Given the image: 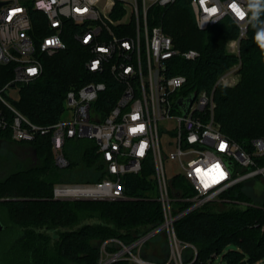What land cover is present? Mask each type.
<instances>
[{"label": "built area", "instance_id": "built-area-1", "mask_svg": "<svg viewBox=\"0 0 264 264\" xmlns=\"http://www.w3.org/2000/svg\"><path fill=\"white\" fill-rule=\"evenodd\" d=\"M176 1L0 0V65L13 68L12 81L0 89V131H9L18 144L49 136L55 163L61 169L69 167L63 151L66 142L92 140L103 165L104 180L58 183L53 200L127 201L124 178L140 174L147 165L152 167L163 222L128 244L118 238L102 242L97 264H194L198 250L178 238L176 223L220 201L237 185L258 179L264 186V138L253 139L248 151L223 134L215 117V89L197 93L187 112L178 104L194 94L177 99L187 78L171 74L172 61L179 56L193 61L200 54L177 50L164 27L152 25L150 20L153 7H170ZM229 3L189 0L200 31L225 18L235 23L238 36L227 43V53L240 56L250 25L233 17ZM214 5L218 14L207 15L205 8ZM69 39L88 52L85 65L91 80L68 91L65 107L71 111L70 119L38 126L14 107L10 92L37 80L44 70L41 55L51 57L65 51ZM236 66L222 75L217 86L230 82ZM109 88L116 102L106 113L100 101ZM133 113H139L140 119L133 120ZM168 137L175 151L167 156L162 139ZM168 160L179 164L173 174L166 166ZM239 204L264 210V205ZM158 236L166 237L168 257L159 263L143 259L144 245ZM188 253L192 261L186 260ZM218 257L215 254L209 262Z\"/></svg>", "mask_w": 264, "mask_h": 264}, {"label": "trees", "instance_id": "trees-1", "mask_svg": "<svg viewBox=\"0 0 264 264\" xmlns=\"http://www.w3.org/2000/svg\"><path fill=\"white\" fill-rule=\"evenodd\" d=\"M150 20L152 25L164 27L177 50L199 52L193 61L175 58L171 74L187 78L182 88L187 93L215 89V117L220 130L250 151L253 139L264 138V50L255 43L251 26L248 37L241 42L240 56H234L227 53V43L238 36L235 23L225 18L202 32L189 0H177L170 7H153ZM88 59V52L75 39H69L65 51L51 57L41 55L43 73L21 87L19 100H12V104L33 124L53 126L67 112L68 91L80 89L91 80L85 65ZM239 61L241 80L237 86H217L222 75ZM12 79V65H0V89ZM110 88L100 101L106 113L116 102ZM83 140H70L64 145L69 162L66 169L56 165L49 136L20 144L35 153V164L25 166L14 156L7 158L8 167L14 170L0 178V220L6 226L0 233V264H97L100 249L95 243L118 238L128 244L163 222L149 165L140 174L124 178L127 201L53 200L54 187L63 183L59 182L61 173L70 172L75 166L71 153L74 147H81L84 165L93 171L84 183L105 179L96 145H83ZM0 141L12 143L10 132L0 131ZM221 198L227 202L223 208L209 204L177 222L178 238L197 248L194 264H215L209 262L215 254L228 264H261L264 210L239 204L252 203L243 184ZM192 258L188 253L186 260Z\"/></svg>", "mask_w": 264, "mask_h": 264}, {"label": "rangeland", "instance_id": "rangeland-1", "mask_svg": "<svg viewBox=\"0 0 264 264\" xmlns=\"http://www.w3.org/2000/svg\"><path fill=\"white\" fill-rule=\"evenodd\" d=\"M124 4L131 9L129 2H124ZM241 64L237 65L236 68L232 70V75L230 77V82L227 83V85H222L228 88H234L237 86V83L241 80V73H239V68ZM187 94V92L180 89V92L178 93L177 99H180L183 97V95ZM11 100L18 101L19 100V91L17 89H12L10 92ZM188 99V98H186ZM72 116L71 111L69 109L67 110L66 114L64 115V119H70ZM168 138L162 139V147L164 149L165 155H169L171 152L175 151V147H173L172 144L168 141ZM83 145H93L94 141L84 139L81 142ZM11 143H6L4 141H0V178L7 175L10 171L13 172L14 168L8 167V161L7 158L14 156L16 161L22 162L23 158L20 154L21 150L11 147ZM10 146V147H9ZM78 146V145H77ZM12 148V149H10ZM80 146L74 147L71 153L73 156V161L75 162V166L72 168V170L69 172L61 173L59 182L63 183H70L71 182H80L84 183L85 181L89 180V177L91 178L93 171L88 170L86 165H84V162L82 160V153L83 151H80ZM178 163L176 161L168 160L166 162V166L171 169L169 170V174H173L178 169ZM244 190L247 194L251 196V204H259L262 205L264 202V186L260 183L258 179H255L246 182L243 184ZM225 200L222 198L220 201L216 202V205L219 208H223V204H226ZM98 248H100L101 244H97ZM168 242L166 240L165 236H158L156 238L151 239L144 245V250L142 251L143 259H148L154 262H160L164 261L169 254ZM229 249H234V246H230ZM228 249V250H229ZM215 264H228L225 262L221 257L216 258Z\"/></svg>", "mask_w": 264, "mask_h": 264}, {"label": "clouds", "instance_id": "clouds-1", "mask_svg": "<svg viewBox=\"0 0 264 264\" xmlns=\"http://www.w3.org/2000/svg\"><path fill=\"white\" fill-rule=\"evenodd\" d=\"M201 2L203 3L204 0ZM228 8L237 21H246L251 26L254 30L255 43L264 50V0H230ZM205 12L209 16H216L219 9L214 5L210 9L205 8ZM29 71L35 73L36 69ZM131 118L139 120L140 114L133 113ZM143 128L144 125H140V129L143 130Z\"/></svg>", "mask_w": 264, "mask_h": 264}, {"label": "flooded vegetation", "instance_id": "flooded-vegetation-1", "mask_svg": "<svg viewBox=\"0 0 264 264\" xmlns=\"http://www.w3.org/2000/svg\"><path fill=\"white\" fill-rule=\"evenodd\" d=\"M11 147H14V148H17V149L21 150L20 154H21L22 157H24L23 161L21 163H23L25 166H27V164L30 165V164H35L37 162V158L34 155L35 153L32 152L30 147L20 145V144H18L16 142H13ZM10 149H12V148H10Z\"/></svg>", "mask_w": 264, "mask_h": 264}, {"label": "water", "instance_id": "water-1", "mask_svg": "<svg viewBox=\"0 0 264 264\" xmlns=\"http://www.w3.org/2000/svg\"><path fill=\"white\" fill-rule=\"evenodd\" d=\"M195 96H196V93L189 100L182 101L180 99V101L178 102V104L183 107V109L185 110V112H187L188 109H189V107L192 105V102L194 101ZM5 227L6 226L3 225V223L0 221V233H1V231H3L5 229Z\"/></svg>", "mask_w": 264, "mask_h": 264}, {"label": "snow or ice", "instance_id": "snow-or-ice-1", "mask_svg": "<svg viewBox=\"0 0 264 264\" xmlns=\"http://www.w3.org/2000/svg\"><path fill=\"white\" fill-rule=\"evenodd\" d=\"M131 131H136V129H132Z\"/></svg>", "mask_w": 264, "mask_h": 264}]
</instances>
